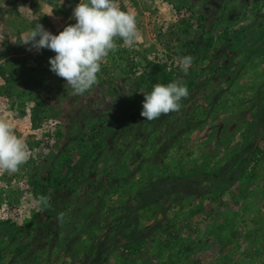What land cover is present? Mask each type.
Returning a JSON list of instances; mask_svg holds the SVG:
<instances>
[{
    "label": "rangeland",
    "instance_id": "rangeland-1",
    "mask_svg": "<svg viewBox=\"0 0 264 264\" xmlns=\"http://www.w3.org/2000/svg\"><path fill=\"white\" fill-rule=\"evenodd\" d=\"M191 1L198 0H118L121 10L135 13L138 38L130 45L116 40L117 49L102 61L100 79L131 73L127 60L135 78L149 81L153 62L181 77L183 56L193 57L189 77L202 73V86L189 89L178 112L153 121L135 116L124 135H116L121 149L134 152L124 154L129 164L119 178L107 165L99 172L105 177L89 178L95 169L90 167L73 179V164L83 147L110 141L109 128L116 130L120 117L85 119L80 133L60 143L44 170L41 164L59 142L63 122H33L36 93L8 98L0 78V118L13 124L29 152L17 172L0 169V226H14L0 228V264H264V21H250L264 10V0H249L244 14L242 3L236 4L242 16L236 22L229 18L236 0L224 5L208 0L214 23L206 33L199 9L187 5ZM79 3L0 0V65L5 51L20 53L33 65L41 51L24 44L31 31L40 23L58 35L77 22L73 10ZM186 28L206 37L197 56L188 46L183 56L175 51ZM235 32L239 37L224 49L226 56L215 58L224 37ZM240 38L246 39L241 45ZM234 46L239 50L231 53ZM211 61L228 66L217 82L203 68ZM125 101L124 109L132 100ZM124 109L118 114L128 115ZM101 125L105 128L95 136L93 128ZM79 141L85 144L80 150ZM253 148L246 173L230 181ZM36 168L46 176L42 183L32 177ZM203 172L219 178L183 179ZM61 176L65 184L56 194ZM124 220L128 228L121 230Z\"/></svg>",
    "mask_w": 264,
    "mask_h": 264
},
{
    "label": "trees",
    "instance_id": "trees-1",
    "mask_svg": "<svg viewBox=\"0 0 264 264\" xmlns=\"http://www.w3.org/2000/svg\"><path fill=\"white\" fill-rule=\"evenodd\" d=\"M9 1V0H5ZM14 2L18 0H13ZM26 2L28 0H19V2ZM208 0H198L191 1L190 4H187L191 9H199V13L202 16L204 21L205 33L212 26L214 21L210 20L212 13V3L207 2ZM221 2L222 0H218ZM204 33L195 31V34L190 32L188 28L184 30L182 38L178 40V46L175 47V51H181L180 56H183V47H190V53L193 56L198 55V50L203 43L206 42V37L203 36ZM239 37V34L235 33L233 36L227 34L224 44L217 50L214 54V57L224 58L227 53L224 49L227 46H232L234 44L233 40ZM212 39V38H211ZM246 39H239V44L244 43ZM239 47L234 46L230 52H236ZM41 53L35 56L33 59V65L28 64L27 59L22 57L20 53H10L5 51L2 56L3 63L0 65V78L4 81V95L8 98L20 97L25 94L36 93L37 105L33 109V122L37 124V121L40 119L46 120H60L63 122L64 132L59 136V142L55 145V148L51 149L46 161H44L42 168L46 166L45 163L54 156L56 148L60 146V143L67 142V137L69 134L72 135L79 133L80 129L83 128L85 119L88 118L91 114L95 112H105L110 108L113 112H116L117 109H124L123 99L122 98H131V106L124 109L125 114L130 111V109L137 107L138 111L136 116H141V111L143 110V101L144 94L140 95L142 88H145V92H151L153 86L156 83L167 84L173 80L182 79V77L172 76L168 72L167 66L165 64L152 63L153 75L149 81H146L143 77L135 78L133 66H130L129 60H127V66L131 67V73L125 74L124 76H112L108 74V78L99 79V83L94 85L90 90L84 94H74L73 89L70 86H67V81L50 70V58L55 57L56 53L53 50L44 48L40 50ZM100 76V75H98ZM194 85V82L186 86L188 90ZM125 93L124 96L121 93ZM112 98H115L117 102L112 101ZM121 101V102H120ZM264 106V103H263ZM105 112L104 116H106ZM110 114H108L109 116ZM74 117V118H73ZM133 119L130 117L129 121ZM128 121V122H129ZM105 126L101 125L98 128H93V131H96L98 134L101 133L100 129H104ZM98 145V144H97ZM95 145V146H97ZM256 148H253L249 156L241 161L239 165V171L233 173L229 180L232 182L239 181L240 178L248 170L250 163L252 161L251 155ZM68 161V160H67ZM67 162H65L66 164ZM41 168V169H42ZM45 170V168H43ZM38 168L34 170L33 179L37 182L42 183V179L46 176L45 174L39 175ZM218 173H200L187 176L183 178L184 180L199 179L201 181H209L218 179ZM65 177L61 176L57 180V186L55 193L58 194L62 187L65 184ZM46 189V186H43ZM103 207L97 209V211L102 210ZM44 217L46 215H43ZM0 228L13 229L14 226L5 227L0 226ZM125 228L122 227L121 230Z\"/></svg>",
    "mask_w": 264,
    "mask_h": 264
},
{
    "label": "clouds",
    "instance_id": "clouds-1",
    "mask_svg": "<svg viewBox=\"0 0 264 264\" xmlns=\"http://www.w3.org/2000/svg\"><path fill=\"white\" fill-rule=\"evenodd\" d=\"M77 21L70 24L58 35L37 24L24 44H30L37 51L47 48L56 55L50 58V70L67 81L74 94H84L99 83L102 61L117 49L116 40L132 44L137 38L136 15L120 9L118 0H80L73 10ZM193 64L192 56L179 58V66L187 75ZM141 116L153 121L170 112H178L189 90L182 79L170 83H156L151 92L143 93ZM13 124L0 118V169L15 173L29 158L28 147L13 130ZM44 204L48 198L40 197ZM60 213L58 221L63 222Z\"/></svg>",
    "mask_w": 264,
    "mask_h": 264
},
{
    "label": "crops",
    "instance_id": "crops-1",
    "mask_svg": "<svg viewBox=\"0 0 264 264\" xmlns=\"http://www.w3.org/2000/svg\"><path fill=\"white\" fill-rule=\"evenodd\" d=\"M216 1L218 2V0H216ZM236 1H237L236 3H230L231 5H233V7L230 6L232 8V10H231V13L229 14V18L232 19L233 22L238 21V19L240 17H242V16L239 15L240 11H239L238 5L240 3H242L243 9H244V11L242 10L243 14L246 11L245 7L249 5L248 4L249 0H241V2H239V0H236ZM221 2L225 3V0H222ZM224 3H223V5H224ZM236 4H238V5L235 6ZM225 9H227V6H226ZM213 10L216 11V8H213ZM219 15H220V19L225 18L224 17V13L219 14ZM250 17H251L250 18L251 19L250 20L251 23H256L257 20L258 21L259 20L264 21V10L259 12L258 15L256 14V16L253 19H252V16H250ZM262 31H264V28H262ZM235 33H233V34H235ZM203 68L204 69L206 68V72L209 73L210 79L213 82L214 81L217 82V79H219V78H217L216 76L219 73L225 74L222 70L227 69L228 66L224 62L222 64H217L216 62H212L211 61V62H205ZM216 70H217V72H216ZM218 70H221V71H218ZM212 71H213V73L211 74L210 72H212ZM188 75L190 76V72H188L186 76H185V74L182 75L183 78L186 79L185 84L189 85L192 82H194V85L191 88L200 89L199 87L202 86V84H201L202 73H199V74H197L195 76H191V77H189ZM122 94L124 96L125 93L122 92L121 95ZM122 99H123V105H125L126 104V101H125L126 99L125 98H122ZM112 101L117 102L115 98H112ZM130 101H131V98H130ZM110 108H112V107H109V109H107L105 111V112H107L106 116H108V114H110L109 116L120 117L119 118L120 120H117V121H121V123L119 122V126L116 125L117 121L115 123H113V125H116L118 127L116 130L113 128L114 126L113 127L111 126L109 128V131H110L109 135H110V139H111L110 141L109 140L107 141V139H102V140H100L99 143H97L98 145L95 144L97 146L92 144L90 146H86V148L83 147L85 149V152H83V154H81V156H79V158L73 164V179H78V176H82V174H84L88 170L91 171L90 167H94L95 169H93L91 171V173L88 175V177L89 178L94 177L96 174H99V172H101L100 170H102L103 167H106L107 165H109V168H111L110 172H112L113 176L115 178H119L120 176H122V173L124 172L125 163L129 164V161H128L129 158L124 157V154L127 155V152H130V153L134 154L133 149L131 147H129V148L122 147V149H121V146H119L120 142H118L117 139H115V138L117 137L116 135H119V136L120 135H124L125 129L128 126H132V124L134 123V120H136V118H135L136 115L135 114H137L138 109H137V107L134 106L133 110H130L129 112H127L128 115L125 116L124 114L123 115L122 114H118L119 112L122 111L123 108L121 110L117 109L116 112H113L112 110H110ZM131 111L134 114H132ZM134 111H136V112H134ZM105 112H95V113L90 115L91 117L89 116L86 119L92 120V118L104 116ZM127 116H129V118H125ZM130 117H132L134 120L131 119L129 121ZM80 131H81V129H80ZM80 131H79V133H80ZM92 132L94 133L95 136L98 134L96 131H92ZM77 134L74 133L73 136H76ZM75 141L76 140L73 138V144H74ZM79 145L80 146H78V147H79V150H80L82 148V146H84L85 144H84V142L83 143L80 142ZM100 154H101V156H100ZM102 156H104V158H102ZM98 176L105 177L104 175L102 176L101 173ZM96 179H97V177H96ZM128 224H129V221L128 220H124L122 222V227L128 228V226H127ZM119 234H120V232L118 233V235ZM124 237H126V235L123 236V238Z\"/></svg>",
    "mask_w": 264,
    "mask_h": 264
},
{
    "label": "built area",
    "instance_id": "built-area-1",
    "mask_svg": "<svg viewBox=\"0 0 264 264\" xmlns=\"http://www.w3.org/2000/svg\"><path fill=\"white\" fill-rule=\"evenodd\" d=\"M174 70H176V69H174ZM169 71H170V69H169Z\"/></svg>",
    "mask_w": 264,
    "mask_h": 264
}]
</instances>
